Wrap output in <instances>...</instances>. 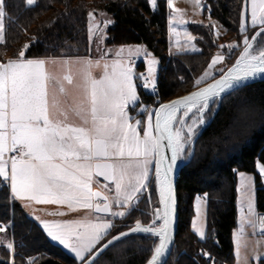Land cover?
I'll return each instance as SVG.
<instances>
[{
  "label": "snow or ice",
  "instance_id": "snow-or-ice-1",
  "mask_svg": "<svg viewBox=\"0 0 264 264\" xmlns=\"http://www.w3.org/2000/svg\"><path fill=\"white\" fill-rule=\"evenodd\" d=\"M149 3L155 7L154 0ZM192 3L194 8H202L200 0ZM25 4L33 6L35 0H25ZM5 7V0H0V42L5 39ZM168 7L176 11L173 0H168ZM87 15L91 44L94 28L97 32L100 29L98 22L91 23L95 21L93 11ZM174 20L176 24L181 23L178 17L170 16V33L176 32ZM103 23L106 26L112 21ZM212 27L215 29V23ZM249 27L255 29L250 39ZM239 31L243 49L227 71L218 79L211 71L214 65L225 60V55L218 52L204 73L195 79L194 87L208 78L212 83L155 108L142 103L136 107L140 102L138 88L154 92L158 71L157 59L143 45L121 46L109 60L111 50L101 52L97 59L90 56L29 58L26 50L30 45L26 43L17 58L0 63V179L10 184L15 199L124 217L148 190L154 171L160 206L150 213L149 224L137 219L128 232H120L101 243L113 226L103 215H97L94 220L41 221L47 236L74 254L78 264H95L99 253L129 233L158 238L145 264H163L162 257L173 240L174 168L178 161L190 157L189 145L197 125L205 123V113L211 105L242 83L264 74V0H245L240 10ZM184 34L193 39L188 32ZM103 39L99 36L97 43ZM192 47L196 50L195 45ZM227 47L231 51L239 45L233 43ZM140 57H143L146 75H137L134 71ZM49 65L54 70L50 71ZM138 80L141 84H137ZM132 110L136 115L130 114ZM190 113L192 122L188 123L185 118ZM257 170L264 179V165L258 163ZM239 175L241 185L237 192L241 193L243 188L241 194L248 211L238 221L233 243L237 264H249L248 257H241L240 253L241 247L248 248L246 241L240 242L243 225L255 229V220H259L264 233V216L255 213L254 178L244 173ZM99 176L108 182L104 185L106 192L93 190V179ZM113 206L123 210L113 211ZM192 227L201 239L205 237L195 220ZM3 231L5 227L0 226V232ZM7 248L13 249V244L7 243ZM202 255L210 257L207 252ZM251 259L257 264L264 260V240L253 243Z\"/></svg>",
  "mask_w": 264,
  "mask_h": 264
},
{
  "label": "trees",
  "instance_id": "trees-1",
  "mask_svg": "<svg viewBox=\"0 0 264 264\" xmlns=\"http://www.w3.org/2000/svg\"><path fill=\"white\" fill-rule=\"evenodd\" d=\"M154 1L152 8L149 0H35L33 6H27L25 0H5V39L0 43V63L6 58H17L26 43L30 45L26 50L29 58L87 56V13L93 11L95 18L104 13L113 21L104 31L107 45H143L158 60V92L150 95L139 87L140 102L136 106L139 108L142 103L155 108L212 81L194 87L195 79L208 67L219 46L210 25L192 23L187 30L194 36L198 51L169 54L166 0ZM202 1L205 15L225 29L229 41L239 45L226 57L230 67L243 49L239 24L245 0ZM254 32L255 29L248 28L249 39ZM143 68L142 63L137 65V70ZM189 147L190 157L176 166L179 221L175 245L165 264H206L200 256L201 249L215 256L217 264H232L237 172L254 176L256 212L264 215V186L256 171L257 163L264 165V82L239 89L212 104ZM202 195L206 196L207 219L205 238L200 240L190 225L194 200ZM159 206L153 177L137 206L113 221L111 232L102 243L127 231L137 219L149 224L150 213ZM2 225L7 226V231L11 226L9 232L16 252L11 262L10 252L0 247V264H30L26 259L33 258L32 264H78L13 202L9 186L0 189ZM154 241L158 242V238L148 234H128L103 250L95 264H145Z\"/></svg>",
  "mask_w": 264,
  "mask_h": 264
},
{
  "label": "rangeland",
  "instance_id": "rangeland-1",
  "mask_svg": "<svg viewBox=\"0 0 264 264\" xmlns=\"http://www.w3.org/2000/svg\"><path fill=\"white\" fill-rule=\"evenodd\" d=\"M154 3H155V1H154ZM200 3L202 5V8H194L192 0H173V8L176 9V11L173 12L172 8H168L167 11H168L169 17L170 16H176V17H178L180 19L181 23L180 24H176V21L175 20L173 21V25L176 28V32H178L179 35H177L176 32L170 33L169 32V25H168V32H167L168 53L169 54L195 53V52L198 51L196 46H195L196 50H194L193 47H192V45H194V36L190 32H188V30L184 27V25L186 23H193V24H204L205 23L206 25H210L211 27L215 23V29H213V27H212V29H213V34H214V36L216 38L217 45L219 46L217 53L218 52L219 53H223L225 55V60L223 62H221V63H218V64L214 65V67H213V69L211 71L214 73V75L222 74L225 70H227L229 68V67H227L226 57H228V54H230L231 52H233L236 49V47H234L231 51H229L227 45L233 44L235 42L234 41H229L228 38H226V36L224 34L225 33V29L218 22H216L215 20L211 19L207 14L205 15V13H204L205 5H204L202 0H200ZM151 5L153 7V4H151ZM104 17H108L109 18V16H107V15H100L99 14L97 16V18H95V21H92V23H97V22L99 23V22H101L102 19H104ZM249 19H250V17H249ZM106 28H105V30H106ZM185 31L188 32L193 39L189 40L188 37L185 36V34H184ZM94 33H96V32H94ZM94 36L95 35H93V37ZM94 39H95V37H94ZM105 44H106V42H105ZM221 45H224L225 47L221 48ZM107 46H110V45H107ZM113 46H117V45H113ZM109 50H111V49L104 48V50L102 52H109ZM141 60L143 62L144 68H143V70L142 69L141 70L140 69L137 70V64H136L135 67H134V71H135V73L137 75H139L143 71L146 73V67H145V64H144V61H143V57H141ZM157 68H158V65H157ZM95 74L98 76L99 75V71H96ZM210 80H211V78H208L203 83L208 82ZM203 83H201V84H203ZM139 84H141V81H139ZM143 90L144 91H149V90H145L144 88H143ZM176 97H178V96H176ZM193 111L195 112V110H193ZM130 114L131 115H136L135 110H132V112ZM191 116H192V114L190 113L189 117L185 118V119L188 120V123L192 122ZM142 118L143 117H141V119ZM200 126H202V125H197V129ZM141 133H142V129H141ZM186 160L187 159L182 160V161H178L177 165H181ZM240 173H244L246 176H252L254 178V176L252 174H249V173H245V172H237L236 173V177H235L236 178V182H235V190H236L235 205H236V225L238 226V228H239L238 221L241 220L242 217L246 216L247 215V211H248L247 207H246V204L244 202L243 196L241 194L243 192V188H241V193L237 192L238 186L241 185V177L239 175ZM153 177H154V171H153L152 178ZM94 180L96 181V183L93 182V190L98 189L101 192H106V189L104 187V185L106 183H103V182L99 181L96 178ZM254 184H255V180H254ZM8 185H9V189H10V184H8ZM10 197L13 200L14 203H16L18 206H20L24 210H27V208L30 206V203L27 200L15 199L12 196V194H11V190H10ZM238 198L240 199V204L239 205H238ZM252 198H253V204L255 205V185H254L253 191H252ZM137 203L130 210L134 209L137 206ZM240 208H242V211L239 210ZM73 210H75V212L77 211L76 215L70 217L68 221L61 219V221H59V222L77 221V220H81V219L94 220L95 217L97 216L93 211L88 210V209H82V208L77 207V208H75ZM116 210H123V209H116V207L113 206V211H116ZM66 218H64V219H66ZM104 218L111 220L112 223H113L114 219H120V218H123V217H118V216L117 217H112V216L109 215V216H104ZM206 219H207L206 196L205 195L198 196L194 200V217L191 220L190 227H191L192 232L199 239H201L200 236L197 235V233L195 232V230L192 227L193 220L196 221L197 227L201 228L204 232H206ZM150 220H152V217H151ZM4 227H5V231L0 232V247H4L5 249H7L10 252V259H11L10 261L13 262V258H14L15 252H16V246H15V243H14V241L12 239V234L9 232L11 230V226L9 227V231H7V228H6L7 226H4ZM111 228L109 229V233L111 232ZM238 228L236 229V226H235L234 231H237ZM243 229H244L243 237L241 238L240 242H241V244H243L246 241L248 243V248L247 249H245L244 247L240 248L241 257L247 256L248 259H249V264H257V261L251 259V248H252L253 243L256 240H264V237L261 236V235H256L254 233L255 232L254 228L251 227L248 224H244L243 225ZM250 235H252V237ZM49 239L51 240L50 237H49ZM203 239H201V240H203ZM232 240H233V238H232ZM9 242H11L13 244V249H11V250L7 248V243H9ZM52 242L54 244L60 246L68 255H70L71 257H73L75 259L74 254L70 253L67 249H65L58 242H55V241H52ZM102 242L103 241H101V243ZM233 248H234V262L232 264H237V258H236V255H235L234 243H233ZM33 259H26V261H27V263L32 264Z\"/></svg>",
  "mask_w": 264,
  "mask_h": 264
},
{
  "label": "crops",
  "instance_id": "crops-1",
  "mask_svg": "<svg viewBox=\"0 0 264 264\" xmlns=\"http://www.w3.org/2000/svg\"><path fill=\"white\" fill-rule=\"evenodd\" d=\"M166 4H167V10H168V8H169L168 7V0H166ZM151 7H152V5H151ZM100 15H101V13H100ZM168 17H169V14H168V11H167V32H168V25H169V18ZM105 20H111L112 21V19L110 17L109 18L108 17H104V19H102L101 22H99V29H100V31L97 32L95 28L93 30L96 33H94L95 39L93 37V41L90 44L91 45L90 46V53L92 55L89 53L87 56H79V57H89L90 56L93 59H97V58H99V56H100L101 52L104 50V48H106V49L109 48V49H111V51L109 52V55H108L107 59L111 60L112 58H114L116 50L119 49L121 46H107L105 44V42H104L105 41V36H104L105 28L106 27H109L110 25L113 24V21H112L111 24H108V25L105 26L104 23H103V21H105ZM188 24H192V23H186L184 25V27L186 29H187V25ZM99 36H103L104 39H103V42H101V43L98 44L97 43V40H98V37ZM126 46H135V45H126ZM98 48H99V50H98ZM126 54H127V51H125V55ZM134 59H135V57H134ZM9 60H11V59L10 58H6L5 62H8ZM136 63H138V64L142 63L143 64V62L141 60V57L139 59H137ZM49 70L50 71L54 70V67L52 65H49ZM76 122L78 123V121H76ZM256 171H257V173L259 175V172L257 170V165H256ZM94 179H95V177H94ZM94 179H93V182L96 183V181ZM260 179H261L262 185L264 186V179H262L261 177H260ZM29 203H30V206L27 208V210H24L23 208L22 209L24 210V212L32 220H34L35 222H37L38 224H40L41 227H42L41 221L59 222V221H61V219L68 221L70 217H72V216H74V215L77 214V211L75 212V210H73V209H68L66 206H59V205H54V204H37L35 202H29ZM254 209H255V213H256L257 216H264V215H260V214H258L256 212L255 205H254ZM55 212H63L64 215H49V213H55ZM64 218H66V219H64ZM114 220H116V219H114ZM255 224H256V228L254 229L255 230L254 233L256 235H261V236L264 237V233L261 232L260 227H259V224H260L259 220H255ZM237 228H238V226L236 225V229ZM252 235H250V236L252 237Z\"/></svg>",
  "mask_w": 264,
  "mask_h": 264
},
{
  "label": "water",
  "instance_id": "water-1",
  "mask_svg": "<svg viewBox=\"0 0 264 264\" xmlns=\"http://www.w3.org/2000/svg\"><path fill=\"white\" fill-rule=\"evenodd\" d=\"M231 67V66H230ZM228 70V69H227ZM225 70V71H227ZM222 75V74H221ZM219 77H217L218 79ZM212 81L206 83V84H203L201 85L200 87L194 89V90H191L183 95H180L178 97H174L168 101H165L163 102V104H167L169 103L170 101H174L180 97H183V96H186V95H189L190 93L194 92V91H197L199 88H202V87H205L207 84H210L212 83ZM260 82H264V74L262 75H258L256 78L254 79H250L244 83H242L238 88L230 91V92H227L226 94H224L223 96H227V95H230L231 93L239 90V89H242L244 87H247V86H250V85H253V84H256V83H260ZM158 107V106H157ZM177 177H178V169L177 167L174 168V171H173V174H172V184H173V194H174V198H175V204H174V213H173V223H172V236H173V240L170 244V247L169 249L166 251L165 253V256L162 257V261H163V264L166 263V261L169 259L170 255H171V252L173 250V247L175 245V240H176V237H177V229H178V221H179V207H178V197H177ZM96 179H98L99 181L103 182V183H108L107 181L104 180V178L102 176H99V177H95ZM94 191H100L98 189H95ZM96 214V213H95ZM96 215H103V216H109L107 214H96ZM124 232H128L127 231H124ZM129 234H132V233H129ZM100 254V253H99ZM98 254V255H99Z\"/></svg>",
  "mask_w": 264,
  "mask_h": 264
},
{
  "label": "built area",
  "instance_id": "built-area-1",
  "mask_svg": "<svg viewBox=\"0 0 264 264\" xmlns=\"http://www.w3.org/2000/svg\"><path fill=\"white\" fill-rule=\"evenodd\" d=\"M136 64H138V63H136ZM139 65V64H138ZM141 73H144L145 75H146V73L143 71V72H141ZM140 73V74H141ZM157 92H158V89H157V85H156V88H155V90H154V92L152 91V90H149L148 91V93L150 94V95H156L157 94ZM5 186H8V183H5V182H3V181H0V189H2L3 187H5ZM202 252H207V253H209L207 250H205V249H201L200 250V256H201V258H202V260L206 263V264H217V258L215 257V256H213V255H211L210 253V257H208V258H206L205 256H203L202 255Z\"/></svg>",
  "mask_w": 264,
  "mask_h": 264
}]
</instances>
